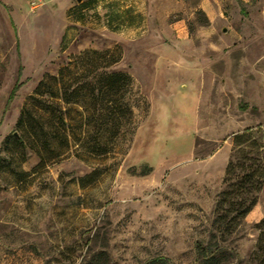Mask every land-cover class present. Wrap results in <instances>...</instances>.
Listing matches in <instances>:
<instances>
[{
  "label": "rangeland",
  "instance_id": "rangeland-1",
  "mask_svg": "<svg viewBox=\"0 0 264 264\" xmlns=\"http://www.w3.org/2000/svg\"><path fill=\"white\" fill-rule=\"evenodd\" d=\"M246 128L264 151V0H0V264H192ZM21 187L54 196L29 231ZM263 218L264 182L225 264H254Z\"/></svg>",
  "mask_w": 264,
  "mask_h": 264
},
{
  "label": "trees",
  "instance_id": "trees-1",
  "mask_svg": "<svg viewBox=\"0 0 264 264\" xmlns=\"http://www.w3.org/2000/svg\"><path fill=\"white\" fill-rule=\"evenodd\" d=\"M96 78L100 81L101 87L95 86L97 81L92 83L90 86L92 93L95 90L102 92L103 88L108 90L109 87L117 90L120 88L119 85L122 86L127 81V75L119 71L103 72ZM18 87L19 83L15 82L7 102L14 96ZM108 114L112 116L116 114V110H109ZM251 131V128H246L231 136L230 154L221 180L222 188L216 195L213 209L211 236L214 241L205 244L198 241L195 244L196 259L192 264L227 263L230 255L218 240H223L224 235L230 234L256 202L257 194L264 182V151L262 144L257 142ZM100 259V254L93 256L87 264H99ZM252 259L254 264H264V218L259 224ZM140 264L172 263L164 255H154Z\"/></svg>",
  "mask_w": 264,
  "mask_h": 264
},
{
  "label": "crops",
  "instance_id": "crops-1",
  "mask_svg": "<svg viewBox=\"0 0 264 264\" xmlns=\"http://www.w3.org/2000/svg\"><path fill=\"white\" fill-rule=\"evenodd\" d=\"M37 171H34L33 173H31V175L36 174ZM14 188H18L17 186H15ZM19 194L17 195V204L15 207L12 206L11 208L13 209V212H11L12 217H14V219L11 220H7V222L14 224L19 230L21 231H29V228L27 227L28 225V220H27V216H29V209H30V205L26 206L25 203H27V201H33L36 199V197H41L44 201V211H43V217L45 218H49L51 217L53 211H54V196L52 195V193L47 192V191H41L40 193L37 194V196H32L31 198H27L24 193L26 192L22 187L20 190H18ZM20 196V197H18ZM57 209V208H56ZM26 219V220H25ZM44 222V220H43Z\"/></svg>",
  "mask_w": 264,
  "mask_h": 264
},
{
  "label": "water",
  "instance_id": "water-1",
  "mask_svg": "<svg viewBox=\"0 0 264 264\" xmlns=\"http://www.w3.org/2000/svg\"><path fill=\"white\" fill-rule=\"evenodd\" d=\"M82 0H76V2H81Z\"/></svg>",
  "mask_w": 264,
  "mask_h": 264
}]
</instances>
